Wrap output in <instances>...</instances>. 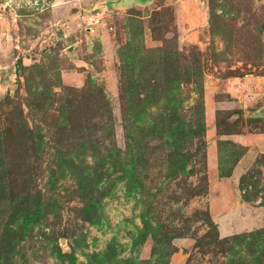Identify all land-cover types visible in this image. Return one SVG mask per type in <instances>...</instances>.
<instances>
[{
  "label": "rangeland",
  "instance_id": "374dc122",
  "mask_svg": "<svg viewBox=\"0 0 264 264\" xmlns=\"http://www.w3.org/2000/svg\"><path fill=\"white\" fill-rule=\"evenodd\" d=\"M158 48L202 69L208 187L190 199L163 187V100L131 122L130 145L124 127L129 81L156 79L174 59ZM182 87L194 104L193 82ZM220 140L234 143L227 177ZM40 191L57 206L31 221ZM197 210L222 239L264 228V0H0V264H142L155 241L132 242L148 218L189 228L165 247L170 264H229V245H198L207 224L185 222Z\"/></svg>",
  "mask_w": 264,
  "mask_h": 264
},
{
  "label": "trees",
  "instance_id": "16d2710c",
  "mask_svg": "<svg viewBox=\"0 0 264 264\" xmlns=\"http://www.w3.org/2000/svg\"><path fill=\"white\" fill-rule=\"evenodd\" d=\"M159 53V56H169L168 58H174L171 62L165 64L163 61H159L161 65L163 64L164 69L160 76L153 79V75L147 76L143 79L142 83L134 79V82L129 81V88L123 93V99L132 101L134 104L133 109L129 110V113L124 109V123L127 130V138L129 140L128 145L131 144L132 139V126L139 122H143L145 117L148 116V108L151 107L152 99L157 101L163 100L164 105L161 108V112L157 113L155 117L157 124L156 129L159 131L157 137L163 138L164 134L166 136L167 148L169 151L168 158L166 159V173L164 180H162L164 188H171V184H175L179 189L180 195L177 196V200L181 199L182 196L189 197L198 196L205 194L208 187V173H207V141H206V121H205V105L203 101L204 96V85H203V74L201 67H197L193 70L189 68L190 64H185L184 67H179L180 59L179 55L181 53L174 51L175 53H168L167 50L163 48H158L153 50ZM172 63V65H170ZM123 67L129 68V70H137L134 66L133 61L126 59ZM184 71V72H183ZM155 78V77H154ZM139 79V78H138ZM153 79V80H152ZM141 80V79H140ZM194 84V92L198 94L195 97V103L189 104V98L192 96H187L185 94L183 83ZM254 117L253 118H258ZM158 122V123H157ZM153 124V123H152ZM221 120H217V127L221 128ZM111 128L112 136H114V128ZM153 130L155 125L152 126ZM42 138L37 141L41 145V142L47 143L45 139V134L38 127L37 136ZM164 133V134H163ZM223 132H220L222 134ZM141 138V137H140ZM139 143L140 140L138 139ZM137 141V142H138ZM35 143L36 145H39ZM231 142H226L224 140L219 141V174L222 177H227L230 172H225L226 165H224V150L226 144ZM232 146L234 143H231ZM44 146V145H43ZM116 146V145H115ZM114 149V148H113ZM232 149V147H231ZM228 150V149H227ZM229 152V150H228ZM61 153V152H60ZM53 158L59 156L58 150L52 153ZM237 155H235L234 150L228 153L227 159H232L236 161ZM57 176L55 174L50 175V179L47 182L49 187L48 191L56 193L54 189ZM192 177H196L197 180H191ZM39 193V203L34 212L29 215V220H35L39 217L45 216L47 213H53V207L57 204H53L49 198L44 199L46 192ZM86 194L88 192L85 190ZM176 195V193H175ZM192 219H202L208 226V232L203 238H197V243L199 246L213 247L214 244L220 248H224L229 245L228 251H230L231 257H229V264L234 261L236 264H264L263 257L264 250V228L254 230L252 232L237 234L230 238L222 239L217 230V224L213 221L212 216L209 211L197 210L190 217H185V222ZM171 223H166L161 220H157L155 224L151 222V218L144 220V226L138 228L137 234L133 237L132 249H137L141 246L147 237L150 235L155 241V249L153 252L152 259L145 260L142 264H170L169 252L166 251L165 247L169 245L172 237H179L189 234V228H173ZM242 244H246L249 248V255L246 257V252L242 251ZM163 246L164 248H160ZM239 247V248H237ZM168 249V248H166ZM158 253L160 255H158ZM162 253V254H161ZM58 255L62 261L66 256L72 255V253H65L62 250L58 251ZM158 255V256H157ZM94 256H98L94 254ZM156 261H155V257ZM240 257L241 261H238L236 257ZM235 257V258H234ZM135 264V263H131Z\"/></svg>",
  "mask_w": 264,
  "mask_h": 264
},
{
  "label": "water",
  "instance_id": "95a60500",
  "mask_svg": "<svg viewBox=\"0 0 264 264\" xmlns=\"http://www.w3.org/2000/svg\"><path fill=\"white\" fill-rule=\"evenodd\" d=\"M61 243H62L63 245L65 244V239H64V238L61 239Z\"/></svg>",
  "mask_w": 264,
  "mask_h": 264
}]
</instances>
